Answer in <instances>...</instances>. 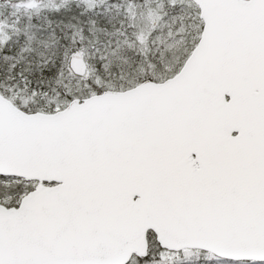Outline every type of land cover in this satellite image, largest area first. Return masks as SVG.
Instances as JSON below:
<instances>
[{
	"label": "snow or ice",
	"instance_id": "snow-or-ice-1",
	"mask_svg": "<svg viewBox=\"0 0 264 264\" xmlns=\"http://www.w3.org/2000/svg\"><path fill=\"white\" fill-rule=\"evenodd\" d=\"M0 264H264V0H0Z\"/></svg>",
	"mask_w": 264,
	"mask_h": 264
}]
</instances>
